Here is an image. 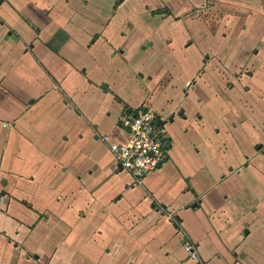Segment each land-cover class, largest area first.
<instances>
[{"label": "crops", "instance_id": "crops-1", "mask_svg": "<svg viewBox=\"0 0 264 264\" xmlns=\"http://www.w3.org/2000/svg\"><path fill=\"white\" fill-rule=\"evenodd\" d=\"M0 264H264V0H0Z\"/></svg>", "mask_w": 264, "mask_h": 264}, {"label": "built area", "instance_id": "built-area-1", "mask_svg": "<svg viewBox=\"0 0 264 264\" xmlns=\"http://www.w3.org/2000/svg\"><path fill=\"white\" fill-rule=\"evenodd\" d=\"M157 119L146 108L128 111L121 118L127 139L113 148L119 170L132 175L140 184L149 174L160 170L169 158L170 138ZM186 251L191 258H196L197 251L192 244L186 245Z\"/></svg>", "mask_w": 264, "mask_h": 264}, {"label": "rangeland", "instance_id": "rangeland-1", "mask_svg": "<svg viewBox=\"0 0 264 264\" xmlns=\"http://www.w3.org/2000/svg\"><path fill=\"white\" fill-rule=\"evenodd\" d=\"M252 22H253V20H252V17H251V18H250V21H249V25H250ZM252 74H253V70L250 71V73H249L248 76H250V75H252Z\"/></svg>", "mask_w": 264, "mask_h": 264}]
</instances>
